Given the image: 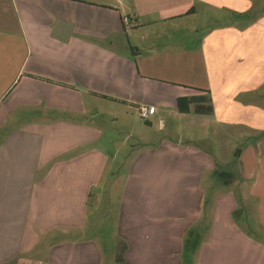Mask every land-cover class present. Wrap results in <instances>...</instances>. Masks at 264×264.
Masks as SVG:
<instances>
[{"label":"crops","instance_id":"obj_1","mask_svg":"<svg viewBox=\"0 0 264 264\" xmlns=\"http://www.w3.org/2000/svg\"><path fill=\"white\" fill-rule=\"evenodd\" d=\"M115 1L11 0L14 21L0 14V264H264V200L246 224L235 213H250V199L212 187L240 177L246 195H264V109L249 102L264 85V12L250 13L260 0H203L240 12L207 28L204 19L224 13H196L193 0L146 13ZM199 90L213 113L180 112L178 98ZM117 104L122 118L156 106L146 121L158 119L161 132L167 112L213 121L227 142L252 148L227 174L181 138L137 152L119 188L116 249L106 253L85 226L117 157L100 146L95 118L120 119Z\"/></svg>","mask_w":264,"mask_h":264},{"label":"rangeland","instance_id":"obj_2","mask_svg":"<svg viewBox=\"0 0 264 264\" xmlns=\"http://www.w3.org/2000/svg\"><path fill=\"white\" fill-rule=\"evenodd\" d=\"M189 0H116L115 4L119 10L123 13H141V12H156L157 8H162L164 6L171 7L172 5H182ZM196 5V13H224L221 17H216L215 19H204V27L218 26L225 21L231 22L230 13H240L236 9H231L230 6H212L203 0H193ZM171 4V6H169ZM2 15H5L6 20H10L11 23L14 21L15 12L13 10V5L11 0H4L3 2ZM173 7V6H172ZM178 10V8H174ZM264 12V0L256 2L255 7L250 13H255V16L259 13ZM231 17V18H230ZM250 21L251 16H248ZM200 20H202L200 18ZM245 20V19H244ZM260 97L256 98L254 101L249 100L250 103L260 106L264 109V85L259 91ZM263 95V96H262ZM151 97H154L151 95ZM250 94H246L243 100L249 99ZM212 102V100H211ZM157 103V102H156ZM213 104V103H212ZM158 106V105H157ZM116 108L112 109L111 112L116 113L120 116L118 120H107L106 124H103V119L100 117L95 118V123L101 127L103 130V135L100 138V146L107 150L108 154H112L114 151L117 152V157L111 163H108L105 176L102 178L101 186L103 188V193L100 191L94 192L91 197L89 209H88V219L86 222L85 229H88V234L90 236H95L100 238L104 251L109 253L110 249H116L117 238L115 236V230L117 229V218L119 209V188L124 185V174L127 172L130 163H132L135 158V154L139 151L145 150V148L152 146V142L161 140L165 136H170L171 139L177 140L181 138L183 142H188L195 144L197 147L203 150H208L214 156L216 164H219L224 169V174H227L226 170L230 168L242 170L244 165L242 160H238L236 157L237 153H246L252 147V141H226L223 138L219 125L213 121L203 123L202 121H192L189 117H184L181 114H173L167 112L166 117L168 120V129L161 132L159 131V121L155 117H152L153 124L147 123V119L141 118L138 111L133 110L130 117L122 118L124 106L117 104ZM159 107V106H158ZM112 108V107H111ZM160 109V107H159ZM248 110H251L248 108ZM252 115H246V119L249 120ZM161 116V113L157 114V117ZM80 118L88 120L90 115L81 116ZM232 118H244V115L234 114ZM91 122V121H90ZM191 122V123H189ZM149 125H151L149 127ZM210 137L209 141L205 139V136ZM166 138V137H165ZM84 147V149H86ZM222 170H219L220 173ZM222 173V174H223ZM224 176V175H223ZM215 178V177H214ZM214 180V179H213ZM208 181V180H207ZM242 179L236 178L234 182L218 186H212L214 188V193H221L223 190L235 189L238 193L239 200L247 202L249 198L251 205L250 213H246L242 207L236 210L235 217L239 222L246 223L247 217L251 219H258L257 210L259 205L262 203L263 197L259 195L260 200L258 203V197L256 195H246V186L243 185ZM248 181V185H249ZM251 184V183H250ZM113 188V190H108ZM99 193V194H98ZM215 196V195H214ZM258 205V207H257ZM254 209V210H253ZM260 210L258 209V213ZM255 214V215H254ZM253 216V218H252ZM247 224V223H246ZM245 228L249 230L246 225ZM254 233V231H252ZM87 234V235H88ZM115 240V242H114ZM191 245L193 243H186Z\"/></svg>","mask_w":264,"mask_h":264},{"label":"trees","instance_id":"obj_3","mask_svg":"<svg viewBox=\"0 0 264 264\" xmlns=\"http://www.w3.org/2000/svg\"><path fill=\"white\" fill-rule=\"evenodd\" d=\"M203 93H198L190 96H180L177 100L178 110L182 113H197L211 114L214 111V106L211 102V97L206 90H199Z\"/></svg>","mask_w":264,"mask_h":264},{"label":"built area","instance_id":"obj_4","mask_svg":"<svg viewBox=\"0 0 264 264\" xmlns=\"http://www.w3.org/2000/svg\"><path fill=\"white\" fill-rule=\"evenodd\" d=\"M124 23L129 24L130 23V18L129 17H124ZM156 111V106L154 105H141L139 106V115L143 119H149L150 115L155 113Z\"/></svg>","mask_w":264,"mask_h":264}]
</instances>
